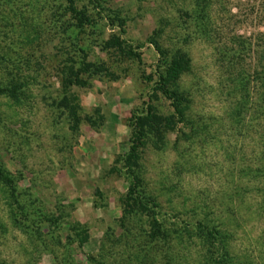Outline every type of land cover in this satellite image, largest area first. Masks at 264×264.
<instances>
[{"label":"rangeland","instance_id":"obj_1","mask_svg":"<svg viewBox=\"0 0 264 264\" xmlns=\"http://www.w3.org/2000/svg\"><path fill=\"white\" fill-rule=\"evenodd\" d=\"M75 3L93 19L80 31L67 0H0V86L17 92H0V167L26 211L14 216L0 179V264H203L199 221L219 229L226 264H264V0ZM121 28L138 56L104 47ZM152 38L191 65L172 86L188 98L184 119L174 115L158 142L147 132L134 168L157 202V237L152 215L126 200L122 158L148 101L174 112L147 78L159 60ZM78 41L106 70L70 87L81 116L72 130L54 100ZM73 223L87 230L82 246L67 236Z\"/></svg>","mask_w":264,"mask_h":264},{"label":"trees","instance_id":"obj_2","mask_svg":"<svg viewBox=\"0 0 264 264\" xmlns=\"http://www.w3.org/2000/svg\"><path fill=\"white\" fill-rule=\"evenodd\" d=\"M70 10L71 14L76 18V22L69 23V25L76 26L78 30L84 29L85 23L93 22L90 19L86 8H78L76 6L75 0H67L65 6ZM65 8V9H66ZM121 21V20H120ZM114 25L113 23H111ZM67 30V29H65ZM160 29H156L155 33H158ZM123 28L120 29L119 33H112L108 38L104 40V47H113L121 51V54L126 56H138L139 52L135 49V46L128 42L124 37L121 36ZM161 31V30H160ZM154 44L155 49L159 52V60L156 63L154 71L148 73L147 78L154 81V88L161 91L167 98L171 100V105L173 106L174 112L172 115L162 117L160 113L157 112L155 104L147 102L146 106L139 112H136L132 117L131 122V133H130V144L128 150L122 155L124 159V172L129 176L130 182L128 190L126 193L127 202L132 200L137 208L140 210H147L150 215H152V220L154 223V229L150 233L152 237H157L158 232L163 233L161 228V222L156 217L157 213V202L141 193L142 191V179L135 172L134 168L138 164L139 158V147L145 143V134L151 132L156 137V142H158L162 136L164 129L169 128L174 125L176 120L174 115L177 116V121L184 119V110L188 104V98L184 93L177 90V88L172 87L177 83L179 77L190 68V57L188 54L177 48L171 54L168 49L163 47L161 43L156 38L149 39ZM85 47L78 45L75 50L80 52L78 61L75 57H68L66 60L67 64H62L59 66L58 75H60V86L62 95L60 98L54 100V104L57 107L65 109L69 114L70 118V128L76 130L78 128L81 116L79 114V103L77 102L76 94H69V89L73 85H79L84 82L83 74H91L101 70H106L105 65L101 63H95L88 59V53L84 51ZM155 76V77H153ZM7 91L8 94L16 95V89L14 85L0 86V92ZM156 95V94H154ZM0 179H2L10 190V194L13 196L14 205L17 208L14 216L23 218L26 216V211L24 206L21 204L19 198L15 194L16 186L12 177L9 175L6 169L0 167ZM149 202H152L149 205ZM131 204V203H128ZM46 221L53 222L55 218L46 217L43 215ZM195 225V224H194ZM58 226V225H57ZM68 226V225H67ZM68 230L70 231L67 235L71 240H76L77 245L82 246L87 237V230L80 225L69 224ZM219 229L215 227H209L207 224L202 225L199 221L196 224V233L201 236L203 241L207 246V251L205 252L203 264H226L228 260L229 251L225 247L223 240L218 238ZM165 236V233H163ZM87 258L92 263L95 262L94 256L87 254Z\"/></svg>","mask_w":264,"mask_h":264}]
</instances>
